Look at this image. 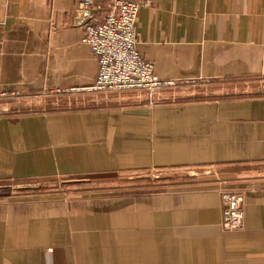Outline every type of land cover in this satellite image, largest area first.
Wrapping results in <instances>:
<instances>
[{
	"label": "crops",
	"instance_id": "obj_1",
	"mask_svg": "<svg viewBox=\"0 0 264 264\" xmlns=\"http://www.w3.org/2000/svg\"><path fill=\"white\" fill-rule=\"evenodd\" d=\"M82 1L0 0V94L95 83ZM140 1L137 49L161 81L264 74V0ZM107 11L106 0H93L94 16ZM91 96L86 106H1L0 183L28 190L197 168L211 169L214 183L2 199L0 264H264V95L155 104L142 94ZM225 191L244 193L241 228L223 226Z\"/></svg>",
	"mask_w": 264,
	"mask_h": 264
},
{
	"label": "rangeland",
	"instance_id": "obj_2",
	"mask_svg": "<svg viewBox=\"0 0 264 264\" xmlns=\"http://www.w3.org/2000/svg\"><path fill=\"white\" fill-rule=\"evenodd\" d=\"M171 85H162L155 90L154 102H150L149 93L141 91H112L96 92L89 90V86H79L73 89H55L45 92H30L14 97L6 93L0 99V107L17 105L19 109L48 110L60 107L86 106L93 103L95 94H121L133 93L145 95L149 104L164 102H183L193 100H214L229 96H262L264 95V74H238L218 80L198 78L184 82H171ZM3 94V93H1ZM74 99L77 100L74 102ZM93 100V101H92ZM211 170V169H210ZM209 169H174V170H146L136 172L115 173L98 176H81L76 178H59L49 182H41L40 187L34 189H21L17 184L0 183V200L17 198L41 197H75L87 196L93 190L100 194L113 196L143 195L150 193L167 192L185 187H199L200 185L214 183L207 174ZM214 174V173H213ZM212 174V176H213ZM84 179L86 182L75 181ZM101 191L103 193H101ZM107 192V193H104Z\"/></svg>",
	"mask_w": 264,
	"mask_h": 264
},
{
	"label": "built area",
	"instance_id": "obj_3",
	"mask_svg": "<svg viewBox=\"0 0 264 264\" xmlns=\"http://www.w3.org/2000/svg\"><path fill=\"white\" fill-rule=\"evenodd\" d=\"M108 11L103 19L91 12L93 0H83L79 12L84 28V41L98 60V74L94 86L96 92L148 91L154 102L155 90L171 83L161 81L155 75L154 64L138 51L137 18L143 1L106 0ZM7 97L0 94V99ZM14 97V95H12ZM6 111V110H5ZM243 192L225 191L222 195L223 226L238 229L244 223Z\"/></svg>",
	"mask_w": 264,
	"mask_h": 264
}]
</instances>
